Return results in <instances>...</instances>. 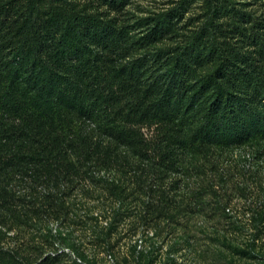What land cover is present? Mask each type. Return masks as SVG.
<instances>
[{"label":"trees","instance_id":"16d2710c","mask_svg":"<svg viewBox=\"0 0 264 264\" xmlns=\"http://www.w3.org/2000/svg\"><path fill=\"white\" fill-rule=\"evenodd\" d=\"M187 1L131 22L120 16L129 0H0V264L63 255L8 244V231L68 220L88 200L78 190L101 183L114 198L96 236L110 244L126 202L140 199L126 178L145 181V166L163 178L197 150L264 138L263 43L233 44L216 0L181 31ZM153 195L137 211L144 223L171 213Z\"/></svg>","mask_w":264,"mask_h":264},{"label":"rangeland","instance_id":"374dc122","mask_svg":"<svg viewBox=\"0 0 264 264\" xmlns=\"http://www.w3.org/2000/svg\"><path fill=\"white\" fill-rule=\"evenodd\" d=\"M77 1L82 4L88 0ZM216 2L224 11L216 23L221 33L231 35L233 44L251 50L257 43L264 45V0ZM180 3L129 0L126 15L120 16H129L134 22ZM185 6L180 30L189 34L209 14L205 0H188ZM110 14L117 15L114 10ZM239 27H245L244 35ZM254 38L258 40L252 43ZM145 168L147 172L142 175L146 179L140 184L135 177H131L133 181L125 179L140 199L130 197L126 202L123 215L111 226L115 230L111 245L96 238L107 227L102 225L111 221L109 208L115 205L101 183L96 185L97 191H77L88 200L82 204L78 200L82 207L72 208L68 220L43 216L35 225L12 226L7 243L30 250L41 244L46 253L53 254L63 249L53 264H264V138L230 148L197 150L185 157L180 170L163 178ZM110 174L120 176V171L113 169ZM94 187L90 186L92 190ZM148 194H154L156 202L171 212L162 215L158 223H144L137 216Z\"/></svg>","mask_w":264,"mask_h":264},{"label":"built area","instance_id":"2783aa9c","mask_svg":"<svg viewBox=\"0 0 264 264\" xmlns=\"http://www.w3.org/2000/svg\"><path fill=\"white\" fill-rule=\"evenodd\" d=\"M63 250V249H62ZM67 251H69V249H66Z\"/></svg>","mask_w":264,"mask_h":264}]
</instances>
